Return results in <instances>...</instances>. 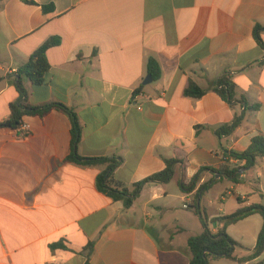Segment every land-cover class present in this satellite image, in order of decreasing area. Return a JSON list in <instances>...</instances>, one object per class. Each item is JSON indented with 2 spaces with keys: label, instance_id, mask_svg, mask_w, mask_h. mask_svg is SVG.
<instances>
[{
  "label": "crops",
  "instance_id": "crops-1",
  "mask_svg": "<svg viewBox=\"0 0 264 264\" xmlns=\"http://www.w3.org/2000/svg\"><path fill=\"white\" fill-rule=\"evenodd\" d=\"M32 1L37 4L3 0L0 8V122L19 98L17 71L59 37L47 53L46 83L25 84L33 106L60 103L76 112L80 155L119 157L114 174L129 187L163 171L167 159L180 162L168 183L146 184L125 209L98 189L106 165L66 161L73 136L65 113L26 116L31 131L25 138L2 129L0 264H85L89 243L91 264H190L188 238L202 227L190 230L180 217L179 202L189 210L184 205L195 193L181 185L202 169L197 188L213 182L205 193L214 206V214L206 211L209 220L264 204V159L244 168L239 183L213 172L224 151L243 152L264 136V49L254 36L255 27L264 26V0ZM48 4L54 10L46 13L42 5ZM260 35L264 42V31ZM150 58L161 76L144 85ZM224 76L259 108L224 100L214 90ZM190 79L209 91L199 99L185 96ZM244 112L241 124L224 135L223 127ZM263 223L255 214L228 227L244 247L237 257L251 253ZM239 224L241 231L232 232ZM61 241L67 249H52ZM263 260L264 253L252 263ZM212 264L249 263L221 258Z\"/></svg>",
  "mask_w": 264,
  "mask_h": 264
},
{
  "label": "trees",
  "instance_id": "trees-1",
  "mask_svg": "<svg viewBox=\"0 0 264 264\" xmlns=\"http://www.w3.org/2000/svg\"><path fill=\"white\" fill-rule=\"evenodd\" d=\"M3 0H0V8ZM28 4H37L32 0H24ZM44 12H52L54 10L53 4L42 5ZM264 31V26L257 25L254 30V36L260 46L264 49V42L261 38V32ZM60 44L59 37H51L31 56L28 62L17 71L15 86L19 93V98L10 106V116L4 122H0V131L4 128L16 129L23 123L26 116L45 117L53 110H58L65 113L72 124V150L66 158V161L82 164L85 166L106 165V170L97 177V186L100 192L104 193L115 202H122L125 209H130L136 199L140 196L144 186L150 182L168 183L174 176L175 166L180 161L176 159L165 160L166 167L163 171L155 173L135 184L131 187L127 186L122 181L115 177L116 169L121 165L122 161L119 157H84L78 151L79 143L82 137V127L79 122L76 112L60 103H51L44 106H33L29 101V92L26 88L25 80L29 79L33 85L41 86L46 83L48 73L50 70V63L48 60V50ZM148 73L154 78L158 79L161 76V69L158 62L154 58H150L147 64ZM214 90L227 102L232 105L241 104L245 108L257 110L258 104L249 105L244 96L239 97L236 90L235 83L230 77H222L214 87ZM209 89H203L190 79L187 88L185 89V96L199 99L202 98ZM140 94V90L135 91V95ZM243 115L236 117L231 125L224 126L222 133L224 135L231 134L244 119ZM230 158H236L243 162L241 166H231L229 164ZM264 159V136L258 135L252 139L250 146L243 152L224 151L222 156V164L217 170L213 172L220 174L222 179L229 180L234 183H239L241 178V169L254 168L259 160ZM200 170L189 184L183 183L181 189L184 193H194L191 205L188 207L193 210L199 217L202 232L199 235L190 236L188 238V248L191 254L190 264H212L213 261L221 258L230 259L238 263L262 264L263 261L252 263L264 253V223L258 235L257 243L251 250V253L245 257H237L235 252L238 248L244 247L232 238L227 229L229 226L237 224L238 222L248 218L252 215L259 214L264 220V204H251L243 206L231 214L221 215L212 220H209L206 210L202 207V199L207 191L213 186V182L209 181L202 184L199 188L198 180ZM238 201L243 203L241 197ZM217 224V232H214L211 225ZM52 249L63 248L67 246L61 241L53 244ZM93 243H89L84 249L86 254L85 264H91V253L93 251Z\"/></svg>",
  "mask_w": 264,
  "mask_h": 264
},
{
  "label": "rangeland",
  "instance_id": "rangeland-1",
  "mask_svg": "<svg viewBox=\"0 0 264 264\" xmlns=\"http://www.w3.org/2000/svg\"><path fill=\"white\" fill-rule=\"evenodd\" d=\"M210 195H212V194H210ZM210 195H205V201L203 202V205L206 208V211H208L209 215H212V214H214V209H213L214 206L209 204V200H211V198H210L211 196ZM182 205H183V203L179 202V206H180L179 209L181 211L179 215L185 221V224L190 228V230H194V229L197 228L198 224H196V223H199V226L201 228L202 226H201L199 217L195 214V212L193 210H191V209H189V210L183 209ZM259 218H260V216H259ZM211 226L213 228V225H211ZM231 231L232 232L233 231H241L240 224L237 225V226H233L231 228ZM238 251L239 250H237V253H238Z\"/></svg>",
  "mask_w": 264,
  "mask_h": 264
},
{
  "label": "built area",
  "instance_id": "built-area-1",
  "mask_svg": "<svg viewBox=\"0 0 264 264\" xmlns=\"http://www.w3.org/2000/svg\"><path fill=\"white\" fill-rule=\"evenodd\" d=\"M16 131L18 132V135H19L20 138H25V137H27L30 134L31 126L29 124H26V123L23 122V123H21L19 125L18 128H16ZM228 161H229V164H234V166H241V165H238V164L240 162H242V161H240V160H238L236 158H230ZM240 173H241V177H242L243 174H244L243 173V169H241ZM184 207L188 208L189 205L186 203L184 205Z\"/></svg>",
  "mask_w": 264,
  "mask_h": 264
},
{
  "label": "water",
  "instance_id": "water-1",
  "mask_svg": "<svg viewBox=\"0 0 264 264\" xmlns=\"http://www.w3.org/2000/svg\"><path fill=\"white\" fill-rule=\"evenodd\" d=\"M16 77H17V75H16ZM152 80H153V79H152V76L149 74V75L145 78L143 84H144V85H147V84L151 83Z\"/></svg>",
  "mask_w": 264,
  "mask_h": 264
}]
</instances>
